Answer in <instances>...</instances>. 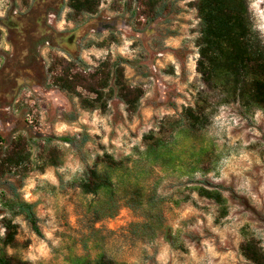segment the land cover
Segmentation results:
<instances>
[{
  "label": "rangeland",
  "instance_id": "rangeland-1",
  "mask_svg": "<svg viewBox=\"0 0 264 264\" xmlns=\"http://www.w3.org/2000/svg\"><path fill=\"white\" fill-rule=\"evenodd\" d=\"M193 1L161 0L153 19L140 0H101L95 13L69 21L68 0H0V149L6 153L17 137L28 142L31 162L20 173L19 193L35 205L42 232L23 216L14 218L19 228L9 255L30 264H70L72 256L100 253L116 264H252L241 244L256 238L264 249L262 111L217 105L214 94L211 123L189 135L185 125L173 140L180 161L167 167L145 157L144 135H165L206 89L196 70L200 20ZM248 2L264 44V0ZM69 44L68 52L82 60L77 71L124 61L129 84L144 91L135 114L116 97L105 113L84 111L76 96L53 85L69 61ZM204 147L208 152L195 168L194 153ZM54 149L59 165L43 166ZM105 152L124 167L114 178L119 209L96 221L91 207L105 195H86L79 182ZM133 185L162 200L172 241L165 234L152 241L129 234V225L141 221L124 200ZM202 186L222 192L225 218L219 221V205L199 196ZM3 215L0 202V239Z\"/></svg>",
  "mask_w": 264,
  "mask_h": 264
},
{
  "label": "trees",
  "instance_id": "trees-1",
  "mask_svg": "<svg viewBox=\"0 0 264 264\" xmlns=\"http://www.w3.org/2000/svg\"><path fill=\"white\" fill-rule=\"evenodd\" d=\"M101 0H68L69 21H75L82 14L95 13ZM161 0H140L142 12L153 13L156 19L160 13L157 6ZM192 6L197 10L200 20L199 59L196 70L206 89L197 94L194 107L182 111V119L169 123L165 135L151 131L144 135L143 142L147 146L145 157L155 164L173 166L179 157L175 155L173 140L176 135L195 134L205 129L210 123L215 101L217 105L238 103L246 111L260 110L264 113V44L253 28L248 0H194ZM101 46H104L102 43ZM71 54L59 75H55L53 85L61 91L74 95L79 99L84 111L108 110L109 101L116 97L125 104L127 112L133 115L140 106L144 91L141 87H133L125 76L124 61L121 59L111 63L103 61L92 73L76 70V64L82 63L77 54ZM85 67L86 63L83 64ZM217 100H213V95ZM73 142L70 137L60 139ZM55 150V149H54ZM207 148L195 152V168L203 163ZM59 154L55 150L43 158V166H58ZM31 162V151L24 137H17L10 144V149L3 153L0 149V202L5 215L2 225L4 237L0 239V264H30L8 254L7 248L16 244L18 224L14 218L23 216L33 231L41 236L35 205L25 201L19 193L22 187L20 173L27 170ZM25 168V169H23ZM121 161L105 152L97 158L95 166L88 168L79 182V188L86 195L94 198L104 194L92 205L96 221L113 218L119 209L115 176L123 170ZM45 168H42L44 170ZM19 184L17 185V180ZM24 177H22L23 179ZM6 184L4 188L3 182ZM200 197L214 201L219 205L218 220L228 215L227 199L218 189L205 186L198 187ZM126 206L141 221L129 225V234L140 240H154L159 234H165L172 241L171 233L165 224L162 200L155 194L133 185L124 197ZM242 256L252 264H264V249L256 238H249L240 246ZM70 264H116L100 253L95 259L85 256H72Z\"/></svg>",
  "mask_w": 264,
  "mask_h": 264
},
{
  "label": "crops",
  "instance_id": "crops-1",
  "mask_svg": "<svg viewBox=\"0 0 264 264\" xmlns=\"http://www.w3.org/2000/svg\"><path fill=\"white\" fill-rule=\"evenodd\" d=\"M75 44V42L73 43V45ZM72 47V45L71 44H69L68 45V47L66 48V53L68 54V56H69V59L68 60H70V56H71V54H69V52H68V50L70 49ZM71 50V49H70ZM73 54V53H72Z\"/></svg>",
  "mask_w": 264,
  "mask_h": 264
}]
</instances>
